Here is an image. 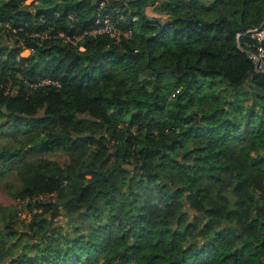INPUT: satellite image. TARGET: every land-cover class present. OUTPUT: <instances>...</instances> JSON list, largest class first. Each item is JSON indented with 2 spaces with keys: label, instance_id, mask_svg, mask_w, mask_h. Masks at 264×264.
Listing matches in <instances>:
<instances>
[{
  "label": "trees",
  "instance_id": "16d2710c",
  "mask_svg": "<svg viewBox=\"0 0 264 264\" xmlns=\"http://www.w3.org/2000/svg\"><path fill=\"white\" fill-rule=\"evenodd\" d=\"M106 15L133 36H84ZM263 23L264 0H0V173L29 239L73 228L1 264H264V73L237 39Z\"/></svg>",
  "mask_w": 264,
  "mask_h": 264
},
{
  "label": "rangeland",
  "instance_id": "374dc122",
  "mask_svg": "<svg viewBox=\"0 0 264 264\" xmlns=\"http://www.w3.org/2000/svg\"><path fill=\"white\" fill-rule=\"evenodd\" d=\"M28 4H30V1ZM157 8L158 4L156 6L148 7L145 10L146 15L152 20L166 19V16L162 15ZM131 36H133V34ZM9 43V41H6L5 45H8ZM24 55L27 56L28 52H25ZM7 140V138H0V146ZM53 159L62 164L69 161L68 157L63 154L56 155ZM17 165L18 164L14 165V167ZM1 172H3V170ZM1 174L2 173H0V205L2 208L0 209V230H4L5 223L8 224L13 222L16 227L17 234L16 237H12L7 240H0V264L3 260L22 254L34 255L40 247L45 246V243H54V245H57L66 232L72 234L73 228L66 219L65 215H63L56 218L53 222L50 221L52 224L48 235L42 237L44 231L40 232L41 229L39 227H35V232L30 231V233L37 237L29 239L25 234L29 232V225L33 222L34 214L41 213V211L37 209H33V211H31L28 208V202L18 203L12 196V192L21 188V183L16 171H8L3 174V176ZM9 187L11 189H9ZM47 218L49 219V217ZM48 225L49 222L47 223V226ZM72 225H76L78 227L84 226L86 230H89L92 226L90 222L83 224L76 218H74Z\"/></svg>",
  "mask_w": 264,
  "mask_h": 264
},
{
  "label": "built area",
  "instance_id": "2783aa9c",
  "mask_svg": "<svg viewBox=\"0 0 264 264\" xmlns=\"http://www.w3.org/2000/svg\"><path fill=\"white\" fill-rule=\"evenodd\" d=\"M119 19L121 20L123 19V17H119ZM70 20L74 22V17H70ZM11 29L12 28L9 25L2 26L0 24V35L5 32L11 31ZM12 31L16 32L15 30ZM131 35H132V31H126V32L123 31L122 29L119 28L118 22L113 23L112 18L108 15L99 17L96 22V27L90 32L84 34V36H89L92 38L107 36L111 40H113L115 44L121 43V41L124 38H129L131 37ZM247 36L251 37V39L256 42L255 44L256 51L244 50L241 46L240 48L243 52L247 53L249 58L254 62L255 71L257 73H264V49L262 48V42L264 41V23L257 29L249 30L245 34H238L237 39L240 40V38ZM32 37L37 38L41 43L46 42L48 40L57 39L72 46H76L77 42L80 39H82V37L81 38L71 37L61 30L55 31L54 27H49L44 32L33 34ZM80 50L83 51L84 48L81 47ZM25 52H28V55L31 53L30 50H26L23 52L22 54L23 56H25L24 55ZM50 84H55V83L50 80H46L41 85H50Z\"/></svg>",
  "mask_w": 264,
  "mask_h": 264
},
{
  "label": "water",
  "instance_id": "95a60500",
  "mask_svg": "<svg viewBox=\"0 0 264 264\" xmlns=\"http://www.w3.org/2000/svg\"><path fill=\"white\" fill-rule=\"evenodd\" d=\"M27 11H28V10H27ZM3 112H4L5 114H7V110H6V109H4Z\"/></svg>",
  "mask_w": 264,
  "mask_h": 264
}]
</instances>
